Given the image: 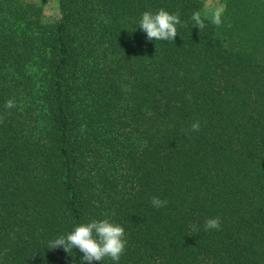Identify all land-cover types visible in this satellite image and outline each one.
Here are the masks:
<instances>
[{
	"label": "trees",
	"instance_id": "obj_1",
	"mask_svg": "<svg viewBox=\"0 0 264 264\" xmlns=\"http://www.w3.org/2000/svg\"><path fill=\"white\" fill-rule=\"evenodd\" d=\"M221 1L0 0V264H80L49 241L105 217L119 264H264V0Z\"/></svg>",
	"mask_w": 264,
	"mask_h": 264
},
{
	"label": "clouds",
	"instance_id": "obj_2",
	"mask_svg": "<svg viewBox=\"0 0 264 264\" xmlns=\"http://www.w3.org/2000/svg\"><path fill=\"white\" fill-rule=\"evenodd\" d=\"M221 13L217 12L214 22L219 25ZM194 26L203 27V22L197 15H193ZM182 24L179 13H170L161 8L156 12L144 11L137 23V28L146 34V39L152 41L173 42L178 35L177 26ZM7 107L13 106L12 101L7 102ZM200 124L195 122L191 125V131H199ZM167 200L152 197L151 204L154 208H163ZM221 222L219 217H212L205 221V230L219 229ZM128 244L125 238L124 227L110 218L91 219L79 223L73 229L49 241V248L62 247L66 252L77 248L82 254L80 264H102L106 259L112 264H119L122 254Z\"/></svg>",
	"mask_w": 264,
	"mask_h": 264
},
{
	"label": "rangeland",
	"instance_id": "obj_3",
	"mask_svg": "<svg viewBox=\"0 0 264 264\" xmlns=\"http://www.w3.org/2000/svg\"><path fill=\"white\" fill-rule=\"evenodd\" d=\"M29 3L35 4L42 10V18L44 21L51 22L59 17L58 0H26ZM221 0H203L202 14L213 18L217 12L222 11Z\"/></svg>",
	"mask_w": 264,
	"mask_h": 264
}]
</instances>
